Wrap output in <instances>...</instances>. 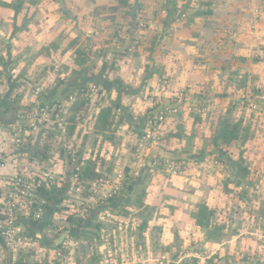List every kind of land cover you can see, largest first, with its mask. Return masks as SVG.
Listing matches in <instances>:
<instances>
[{
	"label": "rangeland",
	"instance_id": "1",
	"mask_svg": "<svg viewBox=\"0 0 264 264\" xmlns=\"http://www.w3.org/2000/svg\"><path fill=\"white\" fill-rule=\"evenodd\" d=\"M67 6L65 8L69 7V12L67 15V18L70 20H73L74 18V11L72 9V6H69V4L72 2V0H66ZM130 4L133 3V0H128ZM140 5V12L144 13L146 15V29L149 27H152L155 25L157 26V35L155 32H151L150 34L156 35L157 39H159V44L161 45H168V47L171 46V41L169 42V33H171V22L169 21L167 25L163 23L164 18L167 19H174L179 20V23L183 26L185 25V19L187 16L191 14V12L199 7L200 9V1L201 0H139ZM231 1V0H230ZM234 1V0H233ZM240 1L241 10L242 13L238 14L237 12L240 11V9L234 8L235 11H233V14L236 13V16L243 17L242 21L240 23H230L227 27V29H230L233 34L235 31L236 37H242L241 44H238L235 46V50L237 53L240 54V56H236V59L242 58L244 60L249 59L253 57V54L255 53L254 48H249V46H252L250 43H254L255 47H257L262 40V28H257L255 24H257V16H264V13H257L256 8H252L253 6H256L260 4L259 2L261 0H235ZM257 1V3H256ZM264 1V0H262ZM196 2V3H195ZM243 2V4H241ZM69 3V4H68ZM196 4L195 7H193V4ZM251 3V4H250ZM198 5V6H197ZM252 9V10H250ZM126 11V10H125ZM206 11V10H201ZM106 12V11H103ZM134 10L133 7L129 8L126 12L125 17L123 18L124 22L130 23L131 21H135L136 18H139V16H136L134 19L131 18V15H133ZM105 15V13H102ZM107 14V13H106ZM122 14L118 13L116 18L117 20H120L122 18ZM102 17L100 19H96L97 22H100ZM263 22H264V18ZM122 20V21H123ZM105 22L106 19H104ZM240 24V25H239ZM248 26H247V25ZM253 25V28L250 29ZM260 25L264 26L263 23ZM126 26V25H124ZM252 30V31H251ZM185 31V30H184ZM183 31V35H185ZM186 32V31H185ZM228 33V32H227ZM226 33V35H227ZM243 33V34H241ZM160 35V37H159ZM149 35L147 36V38ZM173 37V36H172ZM171 37V38H172ZM183 38L184 36L181 35ZM224 36L220 37L223 38ZM227 37V36H226ZM225 37V38H226ZM164 39L168 40L164 43H160ZM245 41V42H244ZM250 41V43H248ZM71 42L67 46L73 47V44L70 45ZM195 44H198L199 42H194ZM158 44V45H159ZM253 44V45H254ZM157 45V46H158ZM122 46V45H121ZM196 46V45H195ZM141 55V61L142 59L150 60L152 53L145 55L147 53L146 50H142ZM137 55V54H136ZM157 57V53L154 54ZM181 55H184L182 53ZM197 62H194L192 64H199L201 65L203 61H200L199 59L201 55H198ZM140 56H134L133 61L136 62L139 61ZM237 62H241L238 61ZM245 62V61H244ZM137 63V62H136ZM140 63V62H138ZM254 64L260 65L261 70L257 71L255 74H253V78L249 79L245 86L240 87V77H237L236 82L229 81V76L225 73L223 74L222 71H217V66L209 67L208 65L203 64L202 68H200L198 71L201 72L203 75V78H196L199 79L197 82L193 81V84H198L197 89H202L204 93V97L200 99H196L192 93H194L197 89H190L186 88V86H177V82H180L178 80H172L171 82H164L161 89H157L155 87V92L152 94L150 92L151 89H142L140 92H142L143 95H148L147 100L143 102H137L138 104L134 108V112L141 116L145 111L147 107H153L156 105L155 102L152 103V97L150 95L157 97V106L151 111H157L159 108H166L169 107L171 109H168L169 117L166 118L167 121H173L168 122V125L164 127L162 123L157 122V140H153L150 142H139L135 141L131 144V142H128L129 144H123L121 143L118 145H114L111 142H107L102 144L103 148H111V152L114 151V158L113 161V169H120L125 172V167L127 169L128 165H132L133 162L135 163L137 160L141 161V163H145L148 160L152 161L154 167L157 168V172L154 174L153 172H149V175L146 178V183L143 185L145 188V193L142 197L143 204H145L148 207V211H150L151 216H149V227L150 231L146 232V237L144 240V244L136 246L134 244L135 240L137 241V238L132 235H129V233L126 231L127 227L126 224L122 225H116L115 231L111 235H106L103 239L108 243L107 245H100L96 248V252L100 253L99 255L102 256V254H105L108 250L113 251L115 253H118L120 251L134 254L135 251H138L140 246V250H143L142 252L146 253L151 252L152 255L157 257L159 251L164 249V253L166 256H168L170 259L175 255H179L180 252L184 251L186 248L185 246H192L195 247L193 249H196L198 251H203V245H201V239L204 237L201 230L198 228V226L195 225L194 218L192 217V213L197 211L196 205L202 201L208 203V205L216 206L221 203V205L224 207V212H220L219 214H215V220L216 223H222V221H229V226L227 230H222L224 232L222 236L217 240V237H211V240H209V244L204 245L207 246L206 252H208V256L210 257L203 262V264H218V256L224 255L230 259H238L239 262H236L237 264H242L241 262L246 259L248 256V253H245L244 251H240L239 249L248 244L250 241L252 242V238L249 235V233H253L256 228H258L255 224V221L252 222L251 218L252 216H246L247 219L239 220L236 218L237 211H242L240 207L246 208L248 204L251 205V207L254 209V211H263L264 210V202L262 203L260 200L254 199L253 201L248 202L249 200L246 198L241 200H234L232 202L231 200H228L229 197H227V200L225 198H221L222 196V187L219 186V182H221L217 178L218 174H224L223 169H220V172L218 171L220 167H218V164L214 162L216 165L214 169H210V172L200 170V168L195 167L196 161H192L193 158H200V157H209V159H212V151L215 150L216 156L221 157L225 151H234L235 149L240 146L241 141L237 140L234 141L229 146H220V147H214L211 144L212 136L217 131L219 125H220V118L221 116H226L228 109L232 106V100L239 101V105H235L230 114L227 116H230L233 121H239L241 117H245L243 119V124L249 125L251 123V130L255 138H260L263 136L264 138V98H259L260 96L264 97V57H262V60L254 61ZM232 65H235V63H231L230 61L227 63V67L230 68ZM206 67V68H204ZM94 70H97V67H94ZM204 68V69H203ZM207 72V73H202ZM214 72V73H213ZM211 74H214L213 81L211 83L207 84L206 80L208 79V76ZM225 75L226 78H225ZM181 83V82H180ZM152 87V86H151ZM93 92L90 94V102L88 107V111H94L93 109L98 107L100 104H107L108 99L105 95L97 94L95 88H92ZM209 89V90H208ZM259 89L262 92L255 93V90ZM159 90H161L160 93H163L159 95ZM199 90V91H202ZM172 92H176L177 94H172ZM223 92L228 93L226 98L220 99L218 97V94H221ZM208 94L210 96H208ZM103 96V97H102ZM161 96V97H160ZM146 97V96H145ZM205 98L209 99V103L199 108L200 116L199 118H194L192 115L193 105L192 103H199L201 100H204ZM196 99V100H193ZM248 99V104L245 109H242L243 100ZM256 101V108H252V101ZM206 100V99H205ZM213 100V101H211ZM174 106V108H173ZM86 107V108H87ZM86 110V111H87ZM178 110H181V114H177ZM149 114V112H147ZM180 113V111H179ZM226 116V117H227ZM79 126H82V128L87 129L85 125L88 124L87 121H80ZM161 128L162 130H159ZM122 132H120V137ZM140 139V138H139ZM262 139V138H261ZM78 140V139H77ZM250 140V139H249ZM264 140V139H263ZM263 140H250V145L253 144L256 148V151L252 148L249 149L248 147V159L250 162V165L255 169L254 174V181L256 182V194H259V199H263L264 201V143ZM79 140L77 141L76 147L78 146ZM134 143L137 144V147L133 145ZM133 145V146H132ZM140 145V146H139ZM144 148V149H143ZM157 148V149H156ZM204 150V151H202ZM187 151V152H186ZM255 151V152H254ZM157 152V158L155 159V154ZM144 153V154H143ZM155 153V154H154ZM209 154V155H208ZM153 155V156H152ZM213 155V156H215ZM111 156V153H108L107 157ZM163 157H172V156H179L185 159H188L189 161L185 162L188 164H181L179 167L180 169H176V171H172L167 165L170 164V162H167ZM216 156L214 157L216 160ZM204 162L205 160H200ZM198 163V161H197ZM208 163V162H207ZM207 163H203L202 165H206ZM213 163V161H212ZM191 164V165H190ZM194 165V166H192ZM208 165V164H207ZM187 166V167H185ZM221 166V164H220ZM211 167V166H210ZM134 171V170H132ZM180 171V172H179ZM183 171V173L181 172ZM174 172V173H173ZM219 172V173H218ZM182 173V174H181ZM227 175L229 173L227 172ZM108 176H112V174H108ZM254 185V184H253ZM241 187H239L240 191ZM193 190V191H190ZM249 191H252V188L249 187ZM69 194V193H68ZM74 195V194H73ZM81 195V194H80ZM82 196V195H81ZM86 197V196H82ZM67 200V199H66ZM68 201V200H67ZM233 203H236L233 206ZM136 206V204L134 203ZM144 207V206H143ZM142 207V208H143ZM141 208L132 207L129 206V211L131 215H136ZM259 213V212H257ZM228 215H231L229 217ZM243 214H241L242 216ZM263 215L259 214L257 217L254 215V218L264 223V217ZM54 223H50L46 225L39 233H37V237L42 241H47L55 243V238H51V233L57 231L58 226H63V224H60V221L67 220L68 216L60 215V218H54ZM232 219V220H231ZM227 221V222H228ZM69 225V224H65ZM109 226H112V224H108ZM158 227H161L163 230V233L157 238V231ZM181 229V237H184L182 242H176L175 239V233L174 228ZM205 234V231H203ZM49 237V238H47ZM192 237H195L197 240V245L193 244L194 240H192ZM111 238V239H109ZM178 241V240H177ZM105 242V243H106ZM164 242V244H163ZM179 243V244H178ZM181 243V244H180ZM185 244V245H184ZM190 244V245H189ZM221 245L218 247V245ZM178 245L180 247H178ZM201 245V246H199ZM42 247V245H41ZM163 248V249H162ZM243 249V248H242ZM77 251L79 253V249L71 250L73 253L74 261L76 260L75 264H95L100 257H93L89 258V256L85 257L84 260L80 259V257H77ZM237 252V255H236ZM30 260L34 261H42L44 260L43 257H40V252H30L29 253ZM21 253H18L15 256L19 259V256ZM177 255V256H178ZM47 256V255H46ZM87 258V260H86ZM252 260V259H251ZM45 261V260H44ZM220 261V260H219ZM225 261H220L219 264H224ZM150 264H157V262H151Z\"/></svg>",
	"mask_w": 264,
	"mask_h": 264
},
{
	"label": "trees",
	"instance_id": "2",
	"mask_svg": "<svg viewBox=\"0 0 264 264\" xmlns=\"http://www.w3.org/2000/svg\"><path fill=\"white\" fill-rule=\"evenodd\" d=\"M82 3L86 4L87 7V14L84 15V18L95 17L96 19H100L102 17L101 21L97 23L98 26L101 28L105 27V30L107 31L110 29V34L114 37H119L121 34V27L127 25L123 18L125 17L127 10L131 7H133L134 10L133 15H131L132 19H134L136 16H139L143 21H147L146 15L140 12L139 8L141 3L139 0H133L132 4H130L128 0H83ZM21 5L22 3L19 2L17 5L11 6L14 16L20 12ZM64 11L65 17L67 18L66 13L68 14L69 7H64ZM102 13H105V15ZM118 13L122 14L123 16L120 20H117L116 18ZM209 14L211 16L215 15L213 9L206 11L198 10L195 11L193 15L199 16ZM104 19H106L107 22H105ZM175 19L176 18L167 19L165 17L163 23L167 25L169 21H174ZM190 24H192L191 20L188 22L187 26ZM193 25L197 28L200 26L199 24ZM212 29L210 31L214 35V31ZM73 42L74 41H71L70 45H72ZM196 45L199 49H203L202 47H206L208 45L209 50H211L210 55H203L202 51L198 50L200 51L199 55H201L199 59H201L203 62H205L207 58H211L215 61L219 60L222 62L221 70L225 68L224 64L227 63L228 60L230 61V59L236 58L232 55L233 53H231L236 45L234 44L233 40H229L227 38H225L221 44L225 53H222L223 51L218 53L216 51V44H213V42L208 41L207 39H203V42L201 41ZM53 47V49L56 50V47L58 46L53 45ZM101 50L102 52L105 51L104 48ZM112 53H114V55L117 54L115 51H112ZM187 56L196 61L199 57L198 53L196 52L190 53V55L187 53ZM86 59L87 49L85 47L82 49H76L74 64L70 68L69 72L63 76L55 75L51 83H49L44 89H41L38 94L39 99H43L41 104L48 106L60 104V97L72 98L68 108L66 110L64 109L59 111L60 115L65 121L66 135L64 138H58L60 136L57 129L43 126L37 134L36 140L31 144L28 143L24 145L21 149L28 154V161L34 165L39 166L46 163L47 161H56L59 158H63L65 164L67 163V165H70L71 157L68 152L69 150L75 148V145L79 140V148L76 152L77 162L80 164L77 184L80 187V194L82 196H88L90 194L89 189L94 179L101 176H108V174L112 173L113 171L112 159L115 157V153L114 151L111 152L108 147L106 149L103 148L102 144L111 142L114 145H118V143H121L117 139L118 137L116 133L118 131L119 123L123 121H125L137 135L142 136L144 132V124L148 117L147 112H151V110L157 106L156 97L158 95H150L152 97V103L155 102L156 105L153 107H147L146 111L141 116H139L134 112V108L138 104L137 102L146 101L147 98H149L147 97L148 95H144L146 97L141 96L138 90L133 89L131 86H129V84L122 81L120 77L116 75H110L109 71L112 70V62L111 64L103 63L99 69L94 71L96 62L90 58L88 61H86ZM239 60L242 61L243 59L240 58ZM252 60L257 62L262 60V57L258 55L253 57ZM2 63H0L1 66L3 65ZM223 72L230 77V83L236 82L237 77L239 76L240 87L245 86L248 80L254 76L247 70H231L230 68H225V71ZM157 75L160 78H163L166 74L164 70L157 68ZM92 87L95 88L97 94L105 95L108 99L107 104H100L93 112L87 110V106L89 105L91 99L89 96L93 92ZM59 89L62 94H59L58 97H54L57 93V90ZM112 91L116 93L114 98H110V93ZM21 92V83H11L8 90L6 91V94L0 97V113L6 114L13 108H16ZM259 92L261 93L262 91H259V89L255 90L256 94ZM227 94L228 93L223 92L218 94V97L223 99L227 97ZM121 95H125L131 99L128 103L123 105L120 103ZM195 96L200 97L201 94L196 93ZM243 101L242 109H245L249 100L245 99ZM208 103V100H201L199 103H192L194 106L193 109H195L192 111L194 118H199L200 113L197 111H199L200 107H204ZM237 104L239 105V101L232 100V106L228 109L226 116L230 114L234 106ZM168 109L171 108H160L164 116L163 120L161 121L164 127L168 125V122H173L166 120V118L169 117V113L166 111ZM181 113V110H178L177 114ZM89 116L90 119L88 118ZM226 116H221L220 125L215 134L212 136L211 144L215 148H218L220 146H229L234 141L240 140V146L235 149V152L231 151L230 153V151H225L221 157L216 156V152L213 150L212 159H209L208 156H203L200 158H193L192 161L205 160L213 166L215 165L214 162L221 164L220 169H223L225 172L224 176L219 179L221 181L219 182V186L221 185L222 187L221 198H225L227 200V197H229L228 200L232 199V202L234 200H241L244 198H247L249 200L248 202L257 199L263 203V199H259V194H256L255 192L257 187L253 181L256 168L250 165L248 159V148H252V150L254 149L256 151V148L253 146V144L250 145L249 143L250 140L253 141L254 137L252 130L250 129L251 123H249V125L243 124L242 121L245 117H241L239 121H233L230 120V116ZM87 118L90 124V129H84L82 126H79V122L87 121L85 120ZM155 140H157V137ZM133 145L137 147L136 143ZM85 150L87 151V157L82 156V152ZM108 153H111V156L107 157ZM213 155L216 156V160L214 158L215 156ZM154 158H157V152ZM162 158H164L167 162H173L179 166L181 164H186L185 162L189 161L188 159L179 156H172L168 158L162 156ZM152 166V171L154 173L157 172V168L154 167V165ZM73 171L74 170H71V168L66 169V173L68 174H72ZM126 171L127 169L125 167V172ZM204 171L210 172V169H204ZM181 172L183 173V171ZM227 172L229 175H227ZM148 175L149 171L142 174L141 178L137 177L131 179L130 176L126 174L123 179V185L120 192L113 197L105 199L104 201H98L94 205L93 209L91 210L93 212L88 217V219H86V221L79 222L76 221L72 215H67L68 219L67 221H64L63 224L69 225H64L63 228L70 227L73 224L77 225L72 232L73 237L80 240L79 246L77 247V249H79V253L77 251V257H80L82 260H84V258L87 256H89V258L101 257L99 255L100 253L96 252V248L100 245H107L108 247L107 242L103 238L106 235L113 234L115 231L112 232V230H115L116 225L123 226L126 224V231L129 233V235H132L133 237L135 236L137 238V241L135 240L134 244L136 246L144 244L146 232L150 231L149 216H151L150 211H148V207L143 204L142 201V197L145 193V188L143 185L146 183V178ZM68 182L69 180L63 181L61 185L43 184L37 188V194L46 202L44 205L46 213L44 219L37 224L30 223L28 221L25 222L27 225L26 229L28 234L34 236L47 224H50V218L54 212L67 211V200L70 199V196L67 193L69 184ZM128 186H131V188L127 192ZM239 187H241L240 191ZM249 187L252 188V191L248 190ZM134 203L136 204L137 208L141 209L136 215L133 216L129 212L133 211L129 210V206L134 209V207H136ZM235 204L236 203H233V206ZM196 207L197 211L192 213V217L194 218L196 225L205 231L208 240H211L212 236H216V241L218 242V239L224 233L222 230H227L229 221H222L221 224L216 223L214 216H216V213L219 214L220 212H224V207L221 205V203L216 206H212L205 202L198 203ZM240 208L242 211H237V213L234 214L236 215L234 220L239 219L244 221L247 219L245 217L246 215L252 216L253 220L255 221L260 214L257 213L260 211H254L250 204H248L246 208ZM241 214L243 215L241 216ZM254 215L257 216L256 219L254 218ZM228 216L231 217V215ZM109 223L112 224V226H109ZM257 225L264 226V223H258ZM162 233L163 231L161 227H158L157 238ZM41 242L43 245H45V243L52 244V242L48 241L41 240ZM52 246L59 247L58 245ZM178 247L180 246L178 245ZM136 249L140 250V247ZM162 251L164 252V249ZM29 255V253L21 254L17 264H49L44 260H30L28 259ZM222 259L223 255H219L218 264L220 261H222ZM224 260V264H236L234 259L224 257ZM182 263L200 264L199 260L194 257H185L183 258Z\"/></svg>",
	"mask_w": 264,
	"mask_h": 264
},
{
	"label": "crops",
	"instance_id": "3",
	"mask_svg": "<svg viewBox=\"0 0 264 264\" xmlns=\"http://www.w3.org/2000/svg\"><path fill=\"white\" fill-rule=\"evenodd\" d=\"M82 1L83 0H72L70 4L68 3L69 6H72L74 11V18L73 20H70L69 18H66L64 14V7L67 6L66 0H63V6L59 4L58 0H0V63L3 62V65H0V97L6 94L10 84L13 82L21 83L22 88L16 108H13L6 114L0 113V156L5 158V161L0 163V175L2 176H10L23 170L22 162L17 158L13 151L12 139L15 134L14 125L17 122L22 121L21 118L24 117V110L28 106L43 102V99H39L38 95L34 94L35 89H44L49 83H51L55 75L63 76L69 72L70 68L74 64L76 49H82L85 47L87 49L86 61H88L89 58L95 61V67H97V69H99L103 63L111 64L112 62V70L109 71L110 75L120 77L122 81L129 84V86L139 92L140 90L142 91V89H147L146 91L151 89L150 92L153 94L155 92V87H157V89H161L164 82H171L172 80L178 79L181 83L177 82V86H186V88H190L191 90L197 89L199 86L198 84H193V81L196 80L194 82H197L199 79L196 78H203L204 74H201V72L198 71L202 68L203 64L208 65L209 67L217 66V71L222 72L225 71V68H228L227 63L229 60L224 64L225 68H223V70H221L222 62L219 60L215 61L211 58H207L201 65L192 64L197 61L188 57L187 53L190 55V53L196 52L199 55L200 51H202L203 55L205 54L208 56L211 51L209 50L208 45L206 47H202L203 49H199L194 42H203V39H207L208 41L213 42V44H216V51L218 53L223 51L221 44L225 40L226 36L227 39L233 40L235 45L241 44L240 41L242 37H236L237 35H234L235 31H233V34H229L232 33V31L227 29V26L230 23L234 22L237 24L242 21L243 17L239 18L236 16V13L233 14V11H235L234 8L240 9V11L237 12L238 14L242 13L241 5L239 4L240 1L201 0L200 9L197 7L189 16L186 17L184 26L183 23H179L178 19L171 22V33L168 35L169 42L171 41L170 47H168V45L159 44L161 37L159 35L160 38L157 39V26L154 25L153 28L149 27L147 31H145L146 22L140 17L136 18L135 21L127 23L126 26H122L119 37L112 36L110 34V29L107 31L105 30V27H102V29L98 26V22L95 17L84 18V15L87 14V7L86 4L82 3ZM193 1L194 0H192V2ZM19 2L22 3L20 12L14 16L11 6L17 5ZM195 3L193 4V7L196 6ZM259 3L260 4L257 3L258 5L253 6L252 8H256L257 13L259 12V14L262 12L264 13V1L261 0ZM241 4H243V2ZM209 9H213V12L215 13L214 16H211L210 14L199 16L193 15L195 11ZM262 18H264L263 15L260 17L257 16V24H255L256 29L260 27L262 28V40L259 45L255 47L254 43H250V41H248V43L252 44L249 48H254L256 50L253 57L258 55L264 57V26L260 25L261 23L264 25ZM190 20L192 21V24L187 26ZM193 24H199L200 26L197 28ZM249 28L253 29V31L255 30L253 25ZM211 29L214 31V35L210 31ZM183 31L185 35L182 34ZM151 32H155L156 35L150 34ZM148 35L149 37L147 38ZM181 35L184 37L182 38ZM222 36L224 37L220 38ZM71 41H74L73 47L67 46ZM165 41L168 40L164 39L160 43H164ZM53 45L58 46L56 47V50L53 49ZM102 48H104L105 51L102 52ZM142 50L147 51L145 54L147 57L153 52L150 60L143 58L141 61V55L143 54ZM112 51L117 52V54L114 55ZM155 52L157 53V57L154 55ZM182 53H184V55H181ZM222 53L225 52L223 51ZM231 53H233L232 55L235 57L240 56V54L236 52L235 47ZM136 54L140 56L139 61H136L137 63L134 62L135 60L133 61L134 56H137ZM252 58L251 60H244L245 62H237L238 59L232 58L230 59V62H234L235 65H232L230 69L247 70L252 74H255L257 71L261 70V66L254 64ZM157 68L165 71L166 78H160L157 75ZM205 75L208 76L207 74ZM213 76L215 75L211 74L208 76V79L206 80L207 84L213 81ZM226 76L227 75H225V78ZM199 90L202 89H197L194 93H192V95L196 93L201 94L200 97L196 96V99L204 97V93H202L203 90ZM160 92L161 90H159L158 93L162 96L163 93ZM59 94H62L60 89L57 90L54 97H58ZM115 94L116 93L112 91L110 93V98H114ZM172 94L175 95L177 93L172 92ZM140 95L144 96L142 92H140ZM208 96L210 95L208 94ZM130 99L131 98L125 95H121L120 103L124 105L128 103ZM205 99L209 100L207 98ZM71 101L70 97H60L61 103L59 105L61 109L66 110ZM120 132H122V137H120ZM116 135L118 137L117 139L121 142V145L128 142H131L132 144L133 142H139L140 140V136L137 135L125 121L119 123ZM255 139L259 141L264 138L262 136L259 139ZM255 139L253 137V140ZM109 150H111L110 147ZM84 153L87 157L86 150L82 152V154ZM197 161L195 163V167L198 169H214L215 165L213 166L210 163H207V161ZM203 163H207L208 165H202ZM139 164L140 161L137 160L135 163L133 162L132 165L127 166V173H124V171L120 169H113L111 174L115 178L116 175L121 174L120 180L123 185L125 175L128 174L130 178L133 179L130 172L132 170H137ZM217 164L218 167H220V163ZM68 165L67 163L65 164L63 158H59L56 161H47L44 166L50 169L58 170L59 173L63 175L66 173ZM152 165L153 163L151 164V161L148 160L146 166L140 169L141 172L139 177L141 178L142 174L147 171L151 172L153 170ZM218 171L220 172V168ZM223 173L225 172L223 171ZM217 176V178H222L224 174L222 175L219 173ZM128 187L131 188V186ZM129 190L127 188V192ZM259 213L263 215L264 211H260ZM258 223H262L261 219L260 221L258 219L255 220V224L258 228L253 230V233H249L252 238V242L250 241L248 244L243 246V249H239L240 251L248 253L246 259L241 262L242 264H264V226H259L257 225ZM198 228L204 236L201 239V245H203V251H206L210 241L207 239L206 234H204V230H202L199 226ZM174 229L176 242H182L184 237H181V229H176V227ZM49 237L53 239L55 238L56 241L53 244L45 243L46 246L42 244L43 250L40 252V257H43L47 263L53 264L55 263V259H53L54 252L58 248L53 247L52 245L59 244L58 239L61 236L54 232L53 234L51 233V236ZM73 239L80 243L78 238L74 237ZM192 240H194L193 244L197 245L198 239L192 237ZM220 246L221 245L219 244L218 247ZM185 248L193 249L195 247L185 246ZM186 249L182 252H185ZM162 252V250L161 252L159 251L157 260L162 256H166ZM14 255V253L3 245V242L0 239V264H17L18 262H14ZM177 255H174L171 259L168 256L166 257L174 261L178 259ZM224 257H226L225 254L223 255V261H225ZM16 260H18L17 256ZM197 260H199L200 264H203L200 259ZM234 260L235 262H239L236 258H234Z\"/></svg>",
	"mask_w": 264,
	"mask_h": 264
},
{
	"label": "built area",
	"instance_id": "4",
	"mask_svg": "<svg viewBox=\"0 0 264 264\" xmlns=\"http://www.w3.org/2000/svg\"><path fill=\"white\" fill-rule=\"evenodd\" d=\"M40 90L41 88L35 89L34 94L38 95ZM259 98L263 99L264 97L260 96ZM70 100H72L71 97ZM252 103V108H256L255 99ZM60 110L62 111L63 109H61L59 104L48 106L35 103L24 110L22 121L14 125L13 151L22 162L23 170L10 176L0 175V239L3 245L12 253H16V255L18 253L41 252L43 250V247H41L42 242L37 237V233L34 236L28 234L25 224L27 221L37 224L44 219L46 213L44 205L46 202L36 192L41 185H61L63 181L69 180L67 190V193H70L68 209L67 211L54 212L50 218L51 223H54V218H60V215H72L76 221H86L98 201L113 197L122 189L121 174L116 175V178L114 176H101L92 181L89 189L90 194L82 197L80 195V187L77 184L78 171L80 169L76 155L78 146L68 152L71 157L68 168L74 170L72 174L65 173L62 175L58 170L44 166L45 163L38 166L28 161V154L21 149L24 145L31 144L36 140L41 127L57 129L60 136H57L58 138H64L66 135L65 121L59 113ZM91 112L93 111L91 110ZM88 118L90 119V116ZM88 118L85 119L88 122L85 127L89 129ZM163 118L160 108L156 112H149L144 124L143 135L139 137L141 142L148 143L155 140L158 135L157 122L161 123ZM159 130L162 129L159 128ZM82 156L86 157V154L84 153ZM4 161L5 158L0 156V163ZM146 163L142 164L140 161L137 170L130 172L133 178L139 177L140 169L145 167ZM167 166L172 171L180 168L179 165L173 162H170ZM251 220L254 222L253 218ZM64 221L67 220L60 221V224H63ZM64 225H59L56 231L61 237L57 238L59 247L54 252L53 259H55V263L53 264H75L76 262L71 250H76L79 246V242L74 240L72 235L77 225L73 224L70 227L63 228ZM185 257H195L205 262L210 255L208 256L206 251L186 249L185 252H181L178 255L177 260L172 261L166 256H162L157 260V257L154 258L151 252L143 253L141 250L135 251L134 254L122 251L115 253L108 250L105 254H102L95 264H150L151 262H157V264H183L182 261ZM14 262H18L16 256L14 257Z\"/></svg>",
	"mask_w": 264,
	"mask_h": 264
},
{
	"label": "water",
	"instance_id": "5",
	"mask_svg": "<svg viewBox=\"0 0 264 264\" xmlns=\"http://www.w3.org/2000/svg\"><path fill=\"white\" fill-rule=\"evenodd\" d=\"M58 2H59V4H60L61 6H63V4H64V3H63V0H58ZM129 188H130V187H128V190H129Z\"/></svg>",
	"mask_w": 264,
	"mask_h": 264
}]
</instances>
